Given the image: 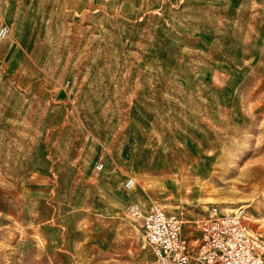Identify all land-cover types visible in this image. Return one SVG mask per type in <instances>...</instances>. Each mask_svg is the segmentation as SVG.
<instances>
[{"label":"rangeland","instance_id":"374dc122","mask_svg":"<svg viewBox=\"0 0 264 264\" xmlns=\"http://www.w3.org/2000/svg\"><path fill=\"white\" fill-rule=\"evenodd\" d=\"M1 26L0 264H153L130 204L185 233L241 206L264 243V0H0Z\"/></svg>","mask_w":264,"mask_h":264},{"label":"built area","instance_id":"2783aa9c","mask_svg":"<svg viewBox=\"0 0 264 264\" xmlns=\"http://www.w3.org/2000/svg\"><path fill=\"white\" fill-rule=\"evenodd\" d=\"M7 27H0V36ZM124 180V188L132 185ZM205 216L190 221L184 233L178 214L150 205L141 213L134 204L125 213L138 219L155 264H264V243L249 231L241 206L218 210L208 205Z\"/></svg>","mask_w":264,"mask_h":264},{"label":"bare ground","instance_id":"6f19581e","mask_svg":"<svg viewBox=\"0 0 264 264\" xmlns=\"http://www.w3.org/2000/svg\"><path fill=\"white\" fill-rule=\"evenodd\" d=\"M3 37V36H2ZM133 184L134 183H132V185H131V188L133 187ZM137 206V205H136ZM139 208V207H138ZM164 209V208H163ZM166 212H168V213H172V212H177L178 214H180V212L179 211H171V210H166V209H164ZM225 210V209H224ZM139 211L141 212V213H145L146 211H147V208H145V209H142V208H139ZM246 220H247V218H246V216L244 217Z\"/></svg>","mask_w":264,"mask_h":264},{"label":"crops","instance_id":"0c3cea01","mask_svg":"<svg viewBox=\"0 0 264 264\" xmlns=\"http://www.w3.org/2000/svg\"><path fill=\"white\" fill-rule=\"evenodd\" d=\"M133 219H135V218H133ZM138 220V219H137ZM139 221V220H138ZM138 227H139V229L141 230V228H140V222H139V225H138ZM142 232V231H141ZM185 233V232H184ZM143 235V234H142ZM153 264H155L154 263V260H153Z\"/></svg>","mask_w":264,"mask_h":264}]
</instances>
